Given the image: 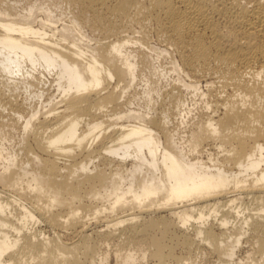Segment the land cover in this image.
Returning a JSON list of instances; mask_svg holds the SVG:
<instances>
[{
	"label": "bare ground",
	"instance_id": "obj_1",
	"mask_svg": "<svg viewBox=\"0 0 264 264\" xmlns=\"http://www.w3.org/2000/svg\"><path fill=\"white\" fill-rule=\"evenodd\" d=\"M0 1V264H264V0Z\"/></svg>",
	"mask_w": 264,
	"mask_h": 264
},
{
	"label": "rangeland",
	"instance_id": "obj_2",
	"mask_svg": "<svg viewBox=\"0 0 264 264\" xmlns=\"http://www.w3.org/2000/svg\"><path fill=\"white\" fill-rule=\"evenodd\" d=\"M6 1L8 3L14 2L13 0H6ZM33 1H36V3L47 4L53 10V12L56 15V17L60 19L59 20L60 22L65 20V19H67L70 16L69 11H70L71 8H70V6H69V4L67 3L66 0H33ZM24 3H25L24 0H17L16 4L22 6ZM1 7H5V6H4V3H2L0 1V8ZM81 26H82L81 29L90 38L89 42H93L95 38H98L100 36L98 31L90 29L87 25H81ZM135 30H138L137 26L132 28V30H131V32L129 34L132 35V31H135ZM134 34H137V32H134ZM148 42H149L150 45H152L154 47H159L160 49L163 48V46H164V43L160 39H158L152 31L148 32ZM158 61H159L160 65H161L159 69H161V68H163V70L165 69V73L164 74H158V71L154 70L153 68H151L150 71L152 73V77L154 78L155 87H158V88L162 89V88H166V87L169 86V83L172 81L173 77H175V73L171 69V62H170V59H169L168 56H166L165 54L162 53L160 55V58L158 59ZM155 65H157V62L155 63ZM166 71H167V73H166ZM139 85H140L139 87H141V84H139ZM15 93L19 94L18 97H22L24 95L23 91H21V92L20 91H15ZM135 96L136 97H138V96L141 97L142 93H138ZM186 99H187V101L189 103V106L192 108L191 114H192V116H194L196 111H197V106L199 105V102H197V97L194 96L193 94L188 93ZM194 99L196 100V105L194 104V101H193ZM195 108H196V110H195ZM6 110H9V109H6ZM6 110L3 109V107L0 105V115H4L5 114L4 116H0V119H1V117L2 118L4 117L5 119H8V117L6 115L7 114ZM115 111L119 112L120 110H111V111H109V113H114ZM123 111H125V110H122V112ZM140 111H145V110H140ZM2 112L4 114H2ZM109 116L113 118L115 115L111 114ZM118 122L128 123V121L126 119H124V118L119 119ZM130 122H132V121H130ZM14 140H16V139H14ZM5 142L7 143V141H5ZM1 188H0V190H1ZM2 190L5 191V192H1V193H3V195L4 194L5 195L8 194L7 193V191H8L7 189L4 190L2 188ZM8 192L11 193L10 191H8ZM42 227L44 228V229H42L44 232L42 230L40 232L44 233V235L52 236V235H55V234L58 233L57 235L60 236V239L62 241H64V240L68 241V242H69V240L73 241V240H76L77 238H79V236H80V234H78L77 231L73 232L71 230H65V229H62V228H59V227L50 228L48 226L45 227V225H42ZM42 227H41V224H40L39 226H37V229L38 228L40 229ZM92 236H89V237H91V238L95 237L94 234H92ZM114 243H115V241L109 242L108 244H106L105 242H102V241H99V242L97 241L96 242L98 253L101 254V253L106 252L107 255H108L107 260L105 261L104 264H119V262L117 260H115L116 259V257H115L116 244H114ZM241 243L242 244L239 245L238 249L236 250V256H237L238 259L242 258L241 261H243V256L245 257V255H247V253L249 251V248H250L249 247L250 245H248L249 242H245V240H244V242L242 241ZM178 250H179V248H178ZM245 250L246 251L248 250V251L246 252ZM176 252L178 253V252H180V250L177 251V249H176ZM245 252H246V254H245ZM193 258H194V256H193ZM214 258L216 259L215 256H212V257L205 258V260H199V256H198L196 262L198 264H210V261L212 259L215 260ZM135 262H136L135 264H156L155 261L152 258H150L148 255H146V257H144V258H138ZM81 264H88V263H84L83 262ZM172 264H174V263H172Z\"/></svg>",
	"mask_w": 264,
	"mask_h": 264
}]
</instances>
